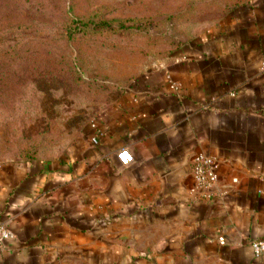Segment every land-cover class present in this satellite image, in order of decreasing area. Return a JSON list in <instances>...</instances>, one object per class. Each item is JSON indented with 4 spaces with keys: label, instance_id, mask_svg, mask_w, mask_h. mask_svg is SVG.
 <instances>
[{
    "label": "crops",
    "instance_id": "0c3cea01",
    "mask_svg": "<svg viewBox=\"0 0 264 264\" xmlns=\"http://www.w3.org/2000/svg\"><path fill=\"white\" fill-rule=\"evenodd\" d=\"M263 60L264 0L239 4L138 74L66 153L0 162V264H264L250 245L264 239ZM197 153L217 162L211 198L192 191Z\"/></svg>",
    "mask_w": 264,
    "mask_h": 264
},
{
    "label": "rangeland",
    "instance_id": "374dc122",
    "mask_svg": "<svg viewBox=\"0 0 264 264\" xmlns=\"http://www.w3.org/2000/svg\"><path fill=\"white\" fill-rule=\"evenodd\" d=\"M253 0H0V162L51 160L142 71Z\"/></svg>",
    "mask_w": 264,
    "mask_h": 264
},
{
    "label": "built area",
    "instance_id": "2783aa9c",
    "mask_svg": "<svg viewBox=\"0 0 264 264\" xmlns=\"http://www.w3.org/2000/svg\"><path fill=\"white\" fill-rule=\"evenodd\" d=\"M260 70L264 71V60L261 63ZM116 158L120 165L123 166L132 161V155L125 148H121L117 151ZM191 175L194 181L193 192L198 193L204 198H211L213 195L217 194V162L211 157L204 153H197L192 160ZM10 237V230L0 222V249L4 241ZM218 241L219 243H224V236L220 235ZM250 245L256 256L264 255V239L252 240Z\"/></svg>",
    "mask_w": 264,
    "mask_h": 264
},
{
    "label": "trees",
    "instance_id": "16d2710c",
    "mask_svg": "<svg viewBox=\"0 0 264 264\" xmlns=\"http://www.w3.org/2000/svg\"><path fill=\"white\" fill-rule=\"evenodd\" d=\"M97 115V114H96ZM89 121V120H88ZM88 121H86L85 123H83V125H82V128L88 123ZM82 128H81V130H82ZM34 160H43L42 158L41 159H34Z\"/></svg>",
    "mask_w": 264,
    "mask_h": 264
}]
</instances>
